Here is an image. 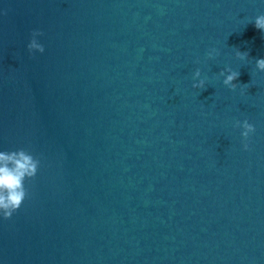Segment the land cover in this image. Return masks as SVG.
Listing matches in <instances>:
<instances>
[{
    "label": "water",
    "instance_id": "water-1",
    "mask_svg": "<svg viewBox=\"0 0 264 264\" xmlns=\"http://www.w3.org/2000/svg\"><path fill=\"white\" fill-rule=\"evenodd\" d=\"M0 13V150L41 161L0 220V264H264V3L0 0ZM34 30L45 52L29 56ZM237 120L256 129L248 151Z\"/></svg>",
    "mask_w": 264,
    "mask_h": 264
},
{
    "label": "clouds",
    "instance_id": "clouds-1",
    "mask_svg": "<svg viewBox=\"0 0 264 264\" xmlns=\"http://www.w3.org/2000/svg\"><path fill=\"white\" fill-rule=\"evenodd\" d=\"M264 3V0H260ZM2 14V13H0ZM254 28L258 30L264 37V14L258 15L254 19ZM43 33L34 30L30 34V39L27 43V52L29 56L34 54H43L45 48L40 42ZM235 59L241 62H248V52H241L235 49ZM219 52L216 49H209L207 52V60L211 61ZM200 63L199 60L196 61ZM255 70L264 73V57L257 58L254 63ZM240 76L239 71L233 70L231 67H224L216 74V78L222 81L225 88L230 91L240 89V94L244 95L245 88L248 84L238 85ZM202 77L201 69L196 68L192 75L193 83L191 87L198 92L204 91L207 88L208 78ZM234 129L240 130L242 142V150H249V138L255 134V127L247 120L243 122L237 120L233 124ZM41 161L35 157L30 150L18 148L12 151L0 150V220H9L21 208L23 202L28 198L29 193L26 188V182L35 179L40 168Z\"/></svg>",
    "mask_w": 264,
    "mask_h": 264
}]
</instances>
